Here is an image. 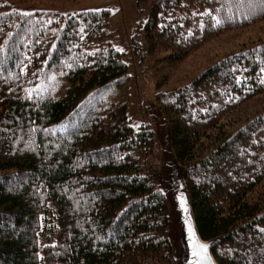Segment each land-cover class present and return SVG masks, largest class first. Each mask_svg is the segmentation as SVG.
Segmentation results:
<instances>
[{"label": "trees", "instance_id": "1", "mask_svg": "<svg viewBox=\"0 0 264 264\" xmlns=\"http://www.w3.org/2000/svg\"><path fill=\"white\" fill-rule=\"evenodd\" d=\"M134 2L157 68L264 24L261 0ZM49 14L0 5V264H177L152 133L110 103L128 80L111 15ZM155 99L214 263L264 264V39Z\"/></svg>", "mask_w": 264, "mask_h": 264}, {"label": "rangeland", "instance_id": "2", "mask_svg": "<svg viewBox=\"0 0 264 264\" xmlns=\"http://www.w3.org/2000/svg\"><path fill=\"white\" fill-rule=\"evenodd\" d=\"M0 5L5 11L21 14L48 12L50 14L46 18L49 20L84 11L109 12V43L120 55L128 76L122 89L110 93V103L124 100L130 128L135 131L145 126L152 133L155 151L151 160L152 170L148 176L157 181L167 194L170 235L171 241L175 243L178 228L171 201L169 169L166 166L169 160L167 131L161 121L155 96L158 92L165 93L186 85L216 60L238 52L249 42L264 39V24L257 25L252 31L237 37H222L178 66L167 68L160 65L157 68L133 50V43H139L135 36L148 16V4L136 5L134 0H0ZM174 249L178 264V250L175 247Z\"/></svg>", "mask_w": 264, "mask_h": 264}, {"label": "water", "instance_id": "3", "mask_svg": "<svg viewBox=\"0 0 264 264\" xmlns=\"http://www.w3.org/2000/svg\"><path fill=\"white\" fill-rule=\"evenodd\" d=\"M166 166L169 169L171 201L178 228L175 248L178 250L179 264H215L211 257V249L215 242H202L199 239L185 186L170 152ZM202 249H206V251H202Z\"/></svg>", "mask_w": 264, "mask_h": 264}, {"label": "snow or ice", "instance_id": "4", "mask_svg": "<svg viewBox=\"0 0 264 264\" xmlns=\"http://www.w3.org/2000/svg\"><path fill=\"white\" fill-rule=\"evenodd\" d=\"M262 3H264V0H261ZM220 21H217V24H219ZM202 251H206V249H202Z\"/></svg>", "mask_w": 264, "mask_h": 264}, {"label": "bare ground", "instance_id": "5", "mask_svg": "<svg viewBox=\"0 0 264 264\" xmlns=\"http://www.w3.org/2000/svg\"><path fill=\"white\" fill-rule=\"evenodd\" d=\"M172 243H173V245H174V247H175V243L172 241ZM179 264V263H178Z\"/></svg>", "mask_w": 264, "mask_h": 264}]
</instances>
